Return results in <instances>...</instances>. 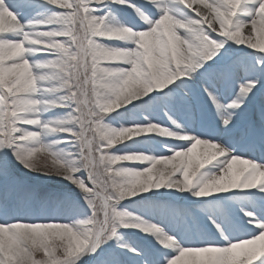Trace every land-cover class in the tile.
I'll return each instance as SVG.
<instances>
[{
    "label": "snow or ice",
    "instance_id": "6c2138e0",
    "mask_svg": "<svg viewBox=\"0 0 264 264\" xmlns=\"http://www.w3.org/2000/svg\"><path fill=\"white\" fill-rule=\"evenodd\" d=\"M0 264H264V0H0Z\"/></svg>",
    "mask_w": 264,
    "mask_h": 264
},
{
    "label": "rangeland",
    "instance_id": "374dc122",
    "mask_svg": "<svg viewBox=\"0 0 264 264\" xmlns=\"http://www.w3.org/2000/svg\"><path fill=\"white\" fill-rule=\"evenodd\" d=\"M38 156H40L41 161L44 159L42 154H38Z\"/></svg>",
    "mask_w": 264,
    "mask_h": 264
}]
</instances>
